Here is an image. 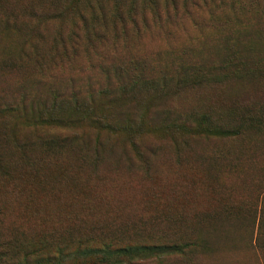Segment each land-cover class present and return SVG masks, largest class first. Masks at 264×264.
I'll return each mask as SVG.
<instances>
[{"label":"rangeland","instance_id":"obj_1","mask_svg":"<svg viewBox=\"0 0 264 264\" xmlns=\"http://www.w3.org/2000/svg\"><path fill=\"white\" fill-rule=\"evenodd\" d=\"M22 2L23 0H0V59L5 60V64L0 61V107L8 103L10 99L19 97L24 91L35 92L45 87L48 88L50 85L65 88L70 80L86 86L89 78L94 81L98 80L99 72L90 64L93 60V64L100 63L101 56L95 52L88 53V55L81 52L68 63L66 58L54 54L53 38L58 31L66 30V24L64 23L61 29L58 21L35 20L29 16L23 6L20 7ZM161 2L164 3L163 0ZM12 6L20 7L15 13H11L18 21V29L10 28L11 21L8 16L3 15L6 11L10 13L9 9ZM31 6L39 9L43 5L37 0ZM216 8L218 9L215 11V20L209 19V12L204 8L196 9L199 18L203 20L201 26L195 25L196 16L194 14L191 16L180 14L178 19H167L157 23L150 11L143 14V4L138 0L135 13L139 19V25L134 26V23L128 22L124 28V25L118 24L116 34L114 29L110 28L104 44L97 48L98 53L111 56L106 57L110 63L127 61L135 57L148 59L157 57L158 62L164 64L168 53L176 52L179 59L184 58L186 55L179 54V50L191 46L196 49L198 57L205 60L201 65H205V72L216 80L215 83L204 81L192 87H181L178 90L173 85L168 86V89L164 87V95L161 98L164 99L165 104L159 101L147 102L149 92H142L138 98L140 101L134 106L136 117H141L144 111L153 117L156 112H161V109L156 110L157 106L176 108L185 115L208 111L215 119H219L227 127H232L237 126L240 120L238 117H232L233 108L227 109L231 104H237L242 108H250L251 105L256 104L257 110L262 108L264 73L258 78L251 79L254 82H248L240 64L232 56L234 51H240L241 48H245L246 53L261 49L264 51V7L260 5L258 8L246 10H231L228 6H222L221 9H219L220 6ZM145 15H147L148 22L144 20ZM228 38L233 44L236 42V45L224 47L223 44ZM34 45L38 46L43 55V67L38 69L34 68L32 61L26 64L23 62L24 55L30 52ZM213 50H219V52L215 53ZM7 55L29 69L20 70L16 67H7ZM224 64H228V68L222 67ZM233 70L238 73L239 77ZM251 111L257 112L253 109ZM260 115L262 116L261 112ZM160 117L159 120L150 121L151 127L144 129L141 138L145 139L148 144L165 143L164 157L166 160L176 162L175 151L179 149L175 150V138L180 142L184 139L187 142L202 141L197 144L199 149L194 143L195 149L187 152L192 160L202 159L207 167H201L200 172L186 173L192 185L189 188H191L193 197L186 203L190 206H168L155 197V191L151 190L153 197L144 201L142 206L139 205L120 217V212H118L116 216V206L113 207L109 203L110 208H108L106 203L111 199L107 196V200L105 196L99 197L103 194L100 187L94 192L98 197L88 196L87 200L82 199L86 194L80 195V175L73 170L77 171L76 152H72L67 162L63 163L58 160L55 167H46L43 173V175L48 174L46 177L38 178L45 181V187L40 188L44 194H40L42 199L46 200L45 197H50L45 190L52 188L54 184L68 193L67 201L73 205L71 211L74 209L67 224L60 227L42 213L44 205L34 199V195L32 198H27L39 206L34 214H27L26 218L17 215L15 209L19 193L21 194L20 183H26L25 180L33 181L35 168L19 162L15 151L19 150V146L29 147L30 143L36 141V138L33 137L35 132L23 126L20 120L11 114L0 112V134L15 135L5 143L4 147L6 151L8 150L7 166L12 174L5 176L0 169L1 238L21 243L38 242L44 239L53 245L64 243L71 246L82 237L90 244L112 241L114 243L112 245L116 247V255L113 257L116 264H130L128 256L120 251L123 246L141 247L146 243L175 241L185 244L183 252L155 254L151 250L140 251L132 264H264V159L257 164L254 172L246 169L241 173L221 174L220 171L229 162V157L216 161L212 153L202 151L209 146L218 148L235 146L233 141L243 142L249 132L245 135L227 137L193 136L194 134L191 133L182 135L171 123L166 125L164 115ZM177 117L176 113H172L168 121L172 122V119H177ZM66 125H60L65 129L60 127L56 133H73V128H68ZM163 126H166V129H163ZM84 130L90 135L91 140L99 137L106 144L115 140V136L107 131H98L89 126H85ZM147 130L150 133H147ZM43 133L47 134L49 130L44 129ZM249 138L252 140L256 138L258 146L264 147V134L250 135ZM0 145H2L1 142ZM85 155L93 156L94 153L88 152ZM102 155L105 158L109 157V150L106 149ZM180 155H183L181 156L183 160L185 153ZM160 157L163 158L162 155ZM129 159L134 167L126 166L127 168L123 167L124 169L133 171H137L136 168L147 169L144 166L136 167L138 161L133 155ZM87 161V167L84 166L81 172L85 170L87 174L92 175L108 169L105 164L108 160L98 164L92 163L91 160ZM160 161L153 162L150 171L154 170ZM207 169L215 176L214 178H208ZM65 170H69L71 174L64 173ZM131 172L128 171L129 174ZM137 172L144 173L143 171ZM16 174L23 176V180L14 176ZM97 177V175L94 176V178ZM12 178L13 180H10ZM104 178L101 179L103 181L101 186L108 187L109 182ZM183 181L185 182V176H183ZM85 188L88 191L86 186ZM136 195L139 197L140 192H136L134 198ZM230 199L235 203L233 209L232 207L227 208ZM48 204L49 208L53 207L50 200ZM223 206L227 208V212H223ZM105 208L107 211H104ZM179 218L187 223L180 222ZM216 219H218L219 231L216 234L217 242L214 248L218 250L207 254V251L202 248V237L209 234L204 233L203 225ZM80 224L85 227L83 231L79 230ZM186 224L189 226H185ZM69 230L73 231L69 233ZM87 230L89 232H86ZM69 263L80 264L77 260H70Z\"/></svg>","mask_w":264,"mask_h":264},{"label":"trees","instance_id":"obj_2","mask_svg":"<svg viewBox=\"0 0 264 264\" xmlns=\"http://www.w3.org/2000/svg\"><path fill=\"white\" fill-rule=\"evenodd\" d=\"M34 1L37 0H23L20 7L23 6L29 16L35 20L40 22L58 21L61 29L64 23L67 26L65 31H58L53 38L54 54L66 58L70 63L81 52H85L87 55L95 52L101 56V60L97 64H93L94 60L91 62L90 66L98 70L99 78L95 81L89 78L86 86L70 80L65 88L50 85L48 88L45 87L43 90L39 89L35 92L24 91L19 97L10 99L8 103L0 107V112L11 114L20 120L23 126L34 131L33 137L36 138V141L30 143L29 147L19 146V150L15 151L18 154L19 162L35 168L33 181L25 180L26 183H20L22 195L19 193L18 196L15 209L17 215L26 218L27 214H34L35 209L39 206L33 200L27 199L34 195V199L44 205L42 213L55 225L62 227L67 224L74 209L71 211L73 205L67 201L68 193L54 184L52 188L45 190L50 194V197H45L46 200L42 199L40 194L43 192L40 188L45 187V181L38 178L46 177L48 174L43 175L46 167H55L58 160L63 163L67 162L70 159L69 154L72 152H76L77 171L73 170L80 175V195L86 194L82 199L87 200L88 196L98 197L94 192L100 187L103 194L99 197L105 196L107 200V196L111 199L106 203L108 208H110V204L113 207L116 206V216L119 214L118 212H120V217L124 215L123 213L132 211L139 205L142 206L144 201L153 197L151 190L155 191V197L168 206L189 207L190 205L186 203L193 197V194L189 188L192 186L191 181H188L186 173L200 172L201 167H206V165L202 159L192 160L187 152L195 149L194 143L197 147V144L202 141L187 142L184 139L183 142H180L173 136L176 141L175 150L179 149V151H175L176 162L166 160L164 157L165 143L148 144L145 139L141 138L144 129L151 127L150 121L161 119V115L165 116L166 125L171 123L182 135L191 133L194 134L193 136L227 137L245 135L249 132L243 142L233 141L235 146L222 148L209 146L202 150L212 153L216 161L229 157V162L220 171L221 174L241 173L246 169L254 172L257 164L264 159V147L258 146L256 138L255 140L249 138L250 135L261 136L264 134V104L259 110L256 109V104L251 105L250 108L257 112L251 111L250 108L231 104L227 109L233 108L231 110L232 117H238L240 120L237 126L232 127H227L208 111L192 112L185 115L176 108L157 106L156 110L160 111L161 109V112H156L153 117H150L147 111H144L141 117H136L134 106L140 101L138 98L142 92H149L147 102L159 101L165 104L164 99L161 98L164 95V87L168 89V86L173 85L178 90L181 87H192L194 84L204 81L207 83L216 82L215 78L205 72V65L201 66L205 60H201L196 49L191 46L179 50V54L186 55L184 58L179 59L176 52L168 53L164 64H160L157 57L153 59L135 57L127 61L110 63L106 58L111 57L109 54L98 53L97 48L104 44L110 28L114 29L116 34L118 24L124 25V28L128 22L134 23V26L139 25V19L135 13L138 0H39L43 5L39 9L31 6ZM140 1L143 4V14L150 11L157 23L167 19H178L180 14L188 16L194 14L196 26H201L203 23L196 9L204 8L209 12V19L215 20V11L218 6H220L219 9L222 6H228L231 10L255 9L260 5L264 7V0H163L164 3L161 0ZM20 7L12 6L9 9L10 13L7 11L3 13L11 21L10 28L12 29H18V21L13 18L12 14ZM144 20L149 21L147 15L144 16ZM223 45L224 47L234 46L236 42L233 44L228 38ZM213 51L219 52V50ZM6 57L7 67H16L20 70L29 69L24 67L25 65L19 64L10 55ZM232 57L240 64L248 82H254L251 79L263 75L264 51L262 49L246 53L245 48H241L240 51H234ZM0 61L5 64V60L0 59ZM28 61H32L35 69L43 65V55L37 45H34L31 51L24 55L23 62L26 64ZM222 67L228 68V64H224ZM234 73L239 77L238 73L235 71ZM172 113H176L178 117L169 122L168 119H171ZM60 125L72 127L74 132L71 134L56 133L60 127L65 129ZM85 126L112 133L115 140L108 144L99 137L91 140L90 135L84 130ZM162 128L166 129V126ZM44 129L49 130V133H43ZM147 133L150 132L147 130ZM13 136L15 135L0 134V142L3 145V147L0 145V169L5 176H10L12 171L7 166L6 154L8 150L6 151L4 147L5 143ZM106 149L110 152L107 158L102 155ZM88 152H93L94 155L86 156L85 153ZM183 152L185 156L181 160L183 155L180 154ZM132 155L139 163V165L136 163V167L147 168H136L137 171H143V174L135 170L124 169L127 168L126 166L134 167V164H131L133 162L130 163L129 159ZM87 160H91L94 164L108 160L105 163L108 169L92 175L87 174L85 170L81 172L84 166L87 167ZM158 160H161L160 163L150 171L152 163L158 162ZM128 171H132L131 174ZM84 172L85 174H83ZM206 172L208 178L215 177L209 173L208 169ZM64 173L71 174L69 170H65ZM95 175L98 177L94 178ZM182 175L185 176V182ZM14 176L23 180V176L18 174ZM102 178L109 182L108 187L101 186ZM85 186L88 191L85 190ZM136 192H140V196L136 195L134 198ZM48 200L51 201L52 208L47 206L49 205ZM229 202L227 208L232 207L233 209L234 201L230 199ZM182 207L181 209H183ZM227 208L223 206V212H227ZM104 211H107V208ZM179 221L187 223L182 218H179ZM179 226L181 227L180 224ZM185 226H189V224ZM203 228H205L204 233L209 235L202 237V248L207 251V254L215 252L218 250L214 248L217 242L216 234L219 231L218 219L204 224ZM83 229H85L84 225L80 224L79 230L83 231ZM71 231L73 230H69V233ZM112 244H114L112 241L90 244L84 237L72 243V246L64 243L53 245L44 239L38 242L21 243L2 239L0 236V264H70V260H77L80 264H116V260L113 259L116 255V247ZM184 248L185 244L175 241L146 243L141 247L123 246L120 251L128 256V263L132 264L140 251L151 250L155 254H167L183 252Z\"/></svg>","mask_w":264,"mask_h":264}]
</instances>
